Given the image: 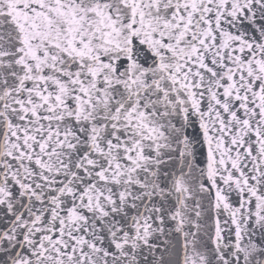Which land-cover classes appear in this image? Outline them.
Returning <instances> with one entry per match:
<instances>
[{
  "label": "snow or ice",
  "instance_id": "1",
  "mask_svg": "<svg viewBox=\"0 0 264 264\" xmlns=\"http://www.w3.org/2000/svg\"><path fill=\"white\" fill-rule=\"evenodd\" d=\"M0 264H264V0H0Z\"/></svg>",
  "mask_w": 264,
  "mask_h": 264
}]
</instances>
